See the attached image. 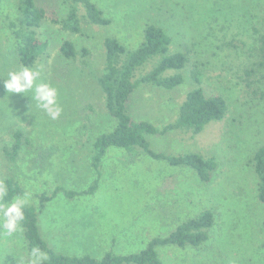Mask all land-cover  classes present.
Returning <instances> with one entry per match:
<instances>
[{"label":"rangeland","instance_id":"1","mask_svg":"<svg viewBox=\"0 0 264 264\" xmlns=\"http://www.w3.org/2000/svg\"><path fill=\"white\" fill-rule=\"evenodd\" d=\"M90 1L109 23L89 22L82 16L83 6L77 5L79 32L49 19L36 29L48 45L32 68L40 71L37 83L47 82L59 90L62 112L57 119L36 106L31 91L8 93L0 79L1 140L9 142L11 128H21L34 145L2 173L13 175L32 194L29 205L36 204V193L54 186L62 189L39 214L42 237L68 255L132 253L209 210L214 221L208 238L198 246H157L162 264H264V205L257 199L258 178L251 161L264 145V64L258 65L264 0ZM17 2L0 0V77L4 79L9 71L20 69L7 23L16 18ZM36 2L56 10L58 21L68 12L63 0ZM148 24L161 27L170 37L167 54H186L182 68L162 75L179 73L182 81L170 89L140 82L161 58L146 60L133 73L137 86L127 111L133 119L161 128L175 121L189 91L199 88L206 95H221L227 107L224 116L208 122L198 134L174 129L146 136L156 152L212 158L216 168L208 181H201L188 166L170 165L137 147L110 146L98 170L91 166L94 137L115 124L97 80L105 61L104 41L114 38L132 52L142 44ZM63 41L77 50L85 47L89 54L63 58L59 54ZM50 148L51 156L42 163L40 152ZM96 177L93 193L63 195V190L85 189ZM29 254L21 231L0 234V264H27Z\"/></svg>","mask_w":264,"mask_h":264},{"label":"trees","instance_id":"2","mask_svg":"<svg viewBox=\"0 0 264 264\" xmlns=\"http://www.w3.org/2000/svg\"><path fill=\"white\" fill-rule=\"evenodd\" d=\"M67 4L68 12L65 17L58 21L56 10L48 9L39 5L36 0H18L16 3V18L6 17V22L11 29L13 54L16 63L21 67L32 68L37 60L46 50L47 42L41 40L37 35V28L43 19H49L55 23H62L63 27H69L73 32H79V16L77 5H82L85 17L94 24H107L109 19L103 15V11L90 0H63ZM69 2V3H67ZM70 6H69V5ZM258 50L260 52L259 67L264 64V34L259 35ZM170 37L165 31L156 25L148 24L144 28V40L142 44L132 52H127L124 46L114 38H106L104 41V64L101 74L98 76V85L103 91L105 108L114 126L111 130L99 133L94 137L91 150V166L98 170L102 156L108 147H119L125 149L140 148L143 153L154 159L164 160L174 166H188L194 170L201 181H208L216 168L212 158H205L197 153H184L179 155L156 152L150 147L147 135H164L167 132L179 129L190 132L192 135L202 131L204 125L210 121L221 119L226 112V101L221 95H206L201 89L195 88L188 92L185 100L180 104L178 116L175 121L161 128L153 124L135 120L127 111V103L130 95L137 84L132 81L133 73L137 66L155 56H160V61L150 72L140 78V82L152 84L159 88L170 89L182 81L179 73L163 77L168 69H180L186 62V54L175 52L167 54ZM59 54L63 58H85L89 50L82 47L77 50L69 41L61 42ZM10 141L3 142L0 138V180L7 187V195L3 203L9 202L13 197L22 195L26 190L18 179L8 172H3L4 167L12 166L20 159L24 149H32L33 142L29 134L21 128L10 130ZM52 149L40 152L41 162L51 156ZM50 152V154H49ZM252 164L258 178L257 199L264 205V145L258 148L252 156ZM98 176V175H97ZM97 177L85 188L79 191L63 190L65 197L72 198L74 195L91 194L97 188ZM60 186H54L50 191L36 193V204L28 205L25 209V219L21 222V233L26 248L30 253L33 247H40L48 255L45 264H162L158 258L155 248L159 245L172 244L184 247L185 245L198 246L208 238V229L214 221L212 211L205 210L198 216L190 218L179 224L172 232L164 237L152 238L145 248L138 252L115 253L112 250L104 251L99 257L89 253L79 255H68L58 252L49 246L42 237L38 217L44 210L46 204L59 192ZM264 233V220L262 222ZM264 257V241L262 244ZM13 264H22L16 262Z\"/></svg>","mask_w":264,"mask_h":264},{"label":"clouds","instance_id":"3","mask_svg":"<svg viewBox=\"0 0 264 264\" xmlns=\"http://www.w3.org/2000/svg\"><path fill=\"white\" fill-rule=\"evenodd\" d=\"M40 71L21 67L15 71H9L7 78L3 80L4 88L8 93L25 94L32 92L31 99L36 106L47 113L51 119H57L62 108L58 102L59 90L47 82L37 83ZM7 187L3 180H0V200L7 195ZM32 194L24 192L22 195L13 197L7 203H0V234L12 236L21 231V222L25 219L24 209L31 203ZM48 255L40 247H33L30 251L27 264H45Z\"/></svg>","mask_w":264,"mask_h":264}]
</instances>
